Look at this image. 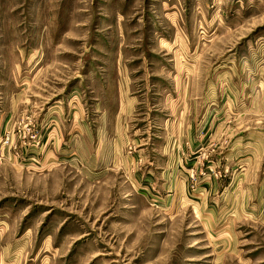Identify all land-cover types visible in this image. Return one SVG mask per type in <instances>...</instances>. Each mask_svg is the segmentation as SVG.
<instances>
[{
	"label": "rangeland",
	"instance_id": "374dc122",
	"mask_svg": "<svg viewBox=\"0 0 264 264\" xmlns=\"http://www.w3.org/2000/svg\"><path fill=\"white\" fill-rule=\"evenodd\" d=\"M0 264H264V0H0Z\"/></svg>",
	"mask_w": 264,
	"mask_h": 264
}]
</instances>
